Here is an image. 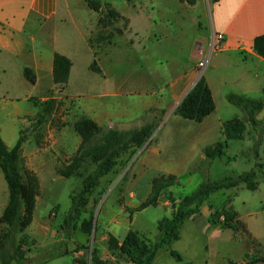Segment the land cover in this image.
<instances>
[{"label": "crops", "instance_id": "1", "mask_svg": "<svg viewBox=\"0 0 264 264\" xmlns=\"http://www.w3.org/2000/svg\"><path fill=\"white\" fill-rule=\"evenodd\" d=\"M106 4L115 8L124 18L122 22L128 21V26L121 37L112 38L108 49L95 56L90 37L100 14L91 9L93 14L89 15L85 0H0V134L10 148L14 147L21 131L33 126L28 117L36 115L32 99L43 101L52 95L58 99V92L64 94L65 101H74V113L78 117H89L104 128L131 130L146 124H153L155 128L160 125L163 132L160 139L148 145L150 138L138 155L143 169L151 168L153 175L141 180L134 173L125 204L117 213L104 216L102 226L98 227L101 257L119 264H132L126 256L108 248L109 234L121 243L131 229L136 230L137 215L151 207L161 209L156 224L172 214L174 206L168 194L172 193L177 201L183 196L178 191V187L184 185L181 177L194 175L192 170L186 173L188 164L192 159L208 162L204 148L223 138L224 122L242 116V111L228 101L229 92L264 101V58L254 51V39L264 33V0H197L194 5L181 0H128L122 7ZM214 31L225 35V47L213 53L207 68L201 71L198 61L208 53ZM56 53L72 61L65 85L54 82ZM95 58L101 72L90 68ZM80 64L94 76L81 74ZM26 68L35 74V83L25 76ZM201 76L212 92L215 109L198 122L184 118L177 108ZM257 118L264 120V107ZM248 131H253L251 126ZM31 140L29 137L22 145V161L36 174L39 192L44 193L46 176L60 175L59 160L64 161L65 155L69 163L70 155L65 152L69 142L64 138L62 142L52 139L50 143L32 145ZM76 141L77 151L81 137ZM160 174H174L182 184L164 192L158 205L133 211V214L130 210L147 199L152 179ZM9 199L10 190L0 167V218ZM251 199L242 200L237 206L229 199L228 207L238 213L237 219L246 225L252 238L264 244L256 232L261 210L251 205ZM40 203L38 196L32 223L26 230L35 245L27 256L32 264H54L55 259L70 255V241L67 248L63 244L56 254H40V249H47L57 241L52 237V210L47 216L42 214ZM202 206L200 214L188 220L197 223L199 228L210 229V238L219 239L214 232L229 228L215 224L209 219L210 211H203ZM55 220L57 222L58 218ZM185 223L179 240L183 238ZM62 232L65 236L67 231ZM241 235L232 230V239L242 240L246 245L244 258L240 262L228 259L224 264L248 261L249 246ZM215 240L214 244L220 243ZM62 241L65 243V237ZM175 250L183 260L173 257L170 250H159L152 264L187 263L182 251ZM208 253L210 256L213 251ZM43 255L46 260L42 259Z\"/></svg>", "mask_w": 264, "mask_h": 264}, {"label": "trees", "instance_id": "2", "mask_svg": "<svg viewBox=\"0 0 264 264\" xmlns=\"http://www.w3.org/2000/svg\"><path fill=\"white\" fill-rule=\"evenodd\" d=\"M194 5L197 0H181ZM218 2L219 0H212ZM88 7L100 14L98 26L106 27L119 23L124 18L110 4L101 0H85ZM120 31L122 29H119ZM122 32V31H121ZM254 51L264 58V33L254 39ZM72 61L63 54L56 53L54 59V82L65 85L68 82ZM91 70L101 72L97 59L90 66ZM25 76L31 83H35L36 77L30 68L25 69ZM227 99L242 111V116L228 120L222 125L223 139L207 145L204 154L210 160L226 155L229 141L243 140L246 137L248 127L256 130L264 125V120L257 118L258 113L264 107V101L260 98H252L244 94L229 92ZM32 100H35L33 98ZM39 107L34 116L32 127L46 125L58 107V99L51 96L46 100L36 101ZM215 109L212 92L204 76L198 80L177 108V112L186 119L202 121ZM153 124H146L140 128L131 130H119L116 128H104L93 119L82 116L74 123V130L81 137L80 145L66 166H59L58 173L62 177L70 178L80 175V168L84 163H89L93 169L83 178V187L79 191L71 193L72 204L65 215L64 222L60 225L65 231L72 228L75 220L81 219L89 196L101 185L103 178L114 173L119 165L127 163V155L135 154L142 149L151 137ZM16 145L10 148L0 134V167L5 175L10 190V199L0 218V264H26L28 252V237L24 235L26 229L33 220L36 207V198L39 194V181L36 174L23 165L21 148L26 138L22 136ZM261 138L255 143L257 149ZM263 168V163H256V168L237 175H228L221 179L205 180L190 194L184 195L177 201L171 193L168 199L174 206L170 216H164L157 223L158 233L154 241L141 235L138 231L131 229L124 240L120 241L109 234L108 248L115 253L126 256L132 264H152L163 246H168L170 253L178 260H183L179 251L173 249L171 244L181 238V229L184 223L195 215L200 214L201 206L216 192L238 187L240 184L252 191L258 187V168ZM181 180L174 174H160L152 179L150 195L136 209L131 212L140 211L150 205L156 206L160 196L174 186H180ZM230 201V200H229ZM224 215L222 221L220 217ZM238 213L231 207H223L215 210L213 222L224 228L238 232L243 222L237 219ZM82 230L90 233L92 226L90 222L82 223ZM80 264H86L81 260H74ZM264 261V256H259L246 261L244 264H253ZM92 264H119L117 261L103 259L99 250L94 247L91 254ZM235 264V263H231Z\"/></svg>", "mask_w": 264, "mask_h": 264}, {"label": "rangeland", "instance_id": "3", "mask_svg": "<svg viewBox=\"0 0 264 264\" xmlns=\"http://www.w3.org/2000/svg\"><path fill=\"white\" fill-rule=\"evenodd\" d=\"M101 1L103 3H112L122 7L128 0ZM88 10L90 13L89 15L93 14L91 9L88 8ZM127 26L128 21L126 20L124 22L120 21L119 23L106 27H100L97 25L95 31L90 37V43L94 49L95 56L99 53L102 54L106 49H108L112 38L116 37V35L121 37ZM119 29H122V32ZM82 65L83 64L79 65L80 73H86V75H92L93 77L94 74L89 72L87 68L82 69ZM57 94L59 96L58 107L49 122L46 125L29 127L21 132H23L22 136L24 138L28 139L31 137L32 145L35 143H50L52 139H59V142H62V139L66 138L69 143L68 147L65 146V152L68 151V155H70L68 161L71 162L78 145L76 139H80V136L74 130L73 122L77 121L82 116L78 117V114L74 113V101H65L64 99L66 98L63 93L58 92ZM37 100L39 99L35 98V100L31 101L33 105L32 107L36 110V113L39 110V107L36 104ZM162 134L163 132L161 126L159 125L153 130L150 137L151 140L148 145H150L151 142L155 143L156 139H160ZM246 135L248 137H246L245 140H231L226 155L222 157L208 160L206 163L201 160L194 161L195 159H192V162L187 166L186 173L192 170L194 175L189 177V174H186V176L181 177L184 185L182 187H178L180 194L183 196L190 194L201 182L205 180H216L228 175L241 174L256 168V163L264 164V125H260L256 130L251 132L247 131ZM45 138H47V141ZM260 138L262 139L261 143L259 147L255 149V143L260 140ZM251 139L252 141L250 142L249 140ZM140 152L141 148L138 149L135 154L130 156L127 155L126 165H119L114 173L103 178L101 185L89 196V201L84 208L81 219L73 222L72 228L65 233V236L63 235V229L60 224L64 222L65 215L71 207V193L82 189L83 178L93 169V166L89 163H84L80 168L81 174L73 175L70 178H63L61 175L56 173L48 174L46 176V187L44 193L39 192L38 194L41 202L39 211L47 216L49 211L52 210L50 213V216L53 218L51 223L54 236L52 237L57 241L56 244L47 247V249H40V254H44L46 256V253L56 254L63 244L64 248H67L68 242L70 241V255H67L65 259H55L54 261L56 262L54 264H77L74 261L75 259L86 262V264H92V249L96 247L101 254L100 249L98 248L99 246L97 244V240L100 237L98 227L100 228L102 226L101 222L103 217L117 213L121 209V205L125 204L128 190L127 188L133 183L135 178L134 173H137L141 180L147 179L154 173L151 168L143 169L141 166V157L138 159ZM61 158L63 157L61 156ZM64 158V161L62 159L59 160V166H66L68 164L65 155ZM263 178L264 167H261L258 168L256 178L258 189L252 191L248 189L246 185L240 184L238 187L216 192L212 194L210 199L203 204V211L207 209L206 212H208L209 210V219L213 220L215 210H221L225 206L228 207V204L231 201H229V199H232V203L237 206L241 205L242 200L252 198L251 205L257 206V209L259 211L261 210L257 219L258 222H256V232L260 238L264 240ZM230 195L231 197H229ZM133 202H136V200ZM132 213L134 214V212ZM160 213V208L151 207L137 215L134 229L139 230L143 236L153 239L152 241H154L156 238L155 234L158 233L155 221L156 217L160 215ZM57 218L58 221L56 222L55 219ZM84 221L91 223L92 230L90 233H85L82 230V223ZM217 232L218 231H215L213 235L219 236V239H212L210 238V229L204 227L199 228L197 223L192 220H187L183 230V238L172 243L171 247L175 249L178 248L182 251L184 257L187 259V263L185 264H224L227 263L228 259L240 262V260L244 258L245 251H247L245 243L242 240L232 239V230L230 229L218 232V234ZM238 232L246 239L247 245L249 246V253L246 256L247 260L264 256V244L252 238V235L246 225H242ZM24 235L26 236V239L28 237L27 247L32 248L33 245H35L34 242L30 239L26 231ZM63 237H65V243L62 241ZM67 239L68 241L66 242ZM49 240H52V238H49ZM214 240L215 242L220 241V243L214 244ZM159 250L160 252H168L169 247L163 246ZM210 250H212L213 253L209 256L208 252ZM44 255L42 256V259L45 258L46 260L47 257ZM32 263L34 262L29 259L26 262V264ZM259 264H264V261H260Z\"/></svg>", "mask_w": 264, "mask_h": 264}, {"label": "built area", "instance_id": "4", "mask_svg": "<svg viewBox=\"0 0 264 264\" xmlns=\"http://www.w3.org/2000/svg\"><path fill=\"white\" fill-rule=\"evenodd\" d=\"M224 47H225V35L221 32L214 31L211 36V47L208 50V53L205 54L198 61V67L201 69V71H204L207 68L212 54L223 50ZM220 219L223 221L225 219V216L222 215Z\"/></svg>", "mask_w": 264, "mask_h": 264}, {"label": "water", "instance_id": "5", "mask_svg": "<svg viewBox=\"0 0 264 264\" xmlns=\"http://www.w3.org/2000/svg\"><path fill=\"white\" fill-rule=\"evenodd\" d=\"M148 141H149V140H148ZM148 141H147V143H148ZM147 143H146V144H147Z\"/></svg>", "mask_w": 264, "mask_h": 264}]
</instances>
